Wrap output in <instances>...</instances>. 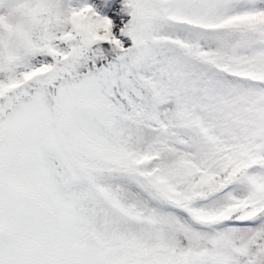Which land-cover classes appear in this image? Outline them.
<instances>
[{
	"label": "snow or ice",
	"instance_id": "1",
	"mask_svg": "<svg viewBox=\"0 0 264 264\" xmlns=\"http://www.w3.org/2000/svg\"><path fill=\"white\" fill-rule=\"evenodd\" d=\"M126 3L0 0V264H264V0Z\"/></svg>",
	"mask_w": 264,
	"mask_h": 264
},
{
	"label": "rangeland",
	"instance_id": "2",
	"mask_svg": "<svg viewBox=\"0 0 264 264\" xmlns=\"http://www.w3.org/2000/svg\"><path fill=\"white\" fill-rule=\"evenodd\" d=\"M88 2L95 5L100 14L113 19L116 25L114 31L118 32L119 28L122 27V22L130 19V12L127 10L126 0H88Z\"/></svg>",
	"mask_w": 264,
	"mask_h": 264
}]
</instances>
